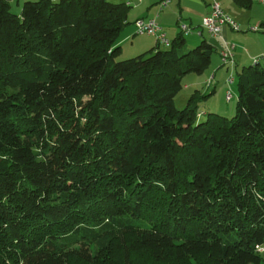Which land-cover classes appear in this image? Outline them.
Wrapping results in <instances>:
<instances>
[{
    "label": "trees",
    "instance_id": "16d2710c",
    "mask_svg": "<svg viewBox=\"0 0 264 264\" xmlns=\"http://www.w3.org/2000/svg\"><path fill=\"white\" fill-rule=\"evenodd\" d=\"M129 7L0 0V264H264L263 62L201 119L215 46L119 59Z\"/></svg>",
    "mask_w": 264,
    "mask_h": 264
},
{
    "label": "crops",
    "instance_id": "0c3cea01",
    "mask_svg": "<svg viewBox=\"0 0 264 264\" xmlns=\"http://www.w3.org/2000/svg\"><path fill=\"white\" fill-rule=\"evenodd\" d=\"M24 1L25 0H9L11 4L12 2L15 3L16 8L19 11ZM115 1L125 2L128 6H130L127 16V23L124 25L120 33L121 38L118 41V44L120 43V41L123 45L125 42H129V44L132 46V50H131L132 53L140 54L151 48L152 45L156 43V41L155 40L154 42L149 41L146 44L143 43L135 44L134 35H136L135 32L136 28L134 25V21L136 19L154 18L158 23V25L160 26L162 32L165 34L166 38L169 39V41H171L177 34L180 33V29H179L180 23L186 24L191 29V32L184 34L186 39L185 40L186 47L190 48L193 46V43H196L199 40L198 37L205 38L203 35L204 32L207 33V31L201 27V21L204 16L210 14L211 2L213 0H114L112 2ZM217 1L220 3L223 11L228 16H230L236 23L241 22L243 27L246 29H248L250 24L255 26V27L251 26L253 28L251 27L249 28L251 31L255 30L254 32L250 31L246 33L244 36H241L242 38L241 41L245 45V48L244 51L242 50L240 51V53L244 56V59H246L245 61H251L252 59H256L260 57V55L264 53V36L262 34L261 35L257 34L256 32H258V24L261 18L255 17V19L258 21L255 24H252L251 22L248 21L243 22L240 16V14H242V11H239V9H237L236 7L237 4L233 0L230 1L217 0ZM249 12L250 15H247L248 18L246 20H248L249 18L250 20H253L254 19L253 14L251 13L250 10ZM232 30L233 29L230 26L225 25L223 27L221 36H217V37L212 36L213 38H217L220 40V48H219L220 50L222 49L223 46L222 44L223 39H226L228 41L230 34H232L231 33ZM240 30L241 27L239 26L238 31ZM139 35H144V34H139ZM241 41H239V43H241ZM251 43H253L254 48L250 46ZM234 46L236 49L237 46L236 45ZM220 50H219V56H220ZM234 63L237 64L236 56L234 57ZM221 65H223L222 62ZM216 72L217 71L215 69L214 72L212 73L214 78ZM212 74H210L208 78H210ZM215 88L216 86H214L213 89Z\"/></svg>",
    "mask_w": 264,
    "mask_h": 264
},
{
    "label": "rangeland",
    "instance_id": "374dc122",
    "mask_svg": "<svg viewBox=\"0 0 264 264\" xmlns=\"http://www.w3.org/2000/svg\"><path fill=\"white\" fill-rule=\"evenodd\" d=\"M114 1V0H110ZM230 1V0H226ZM118 2V1H115ZM224 3V2H223ZM222 3V4H223ZM12 10L16 13L19 12V10L16 8V5L14 2H12ZM239 11H242V14H240L243 22H251L252 24L257 23L258 21L255 19V17L261 18V20H264V3L260 2L259 0H253L252 4L250 7H240L236 6ZM253 14V20H246L248 18L247 15H250V12ZM238 23V22H237ZM239 26L241 27V30H232L228 39V42L230 44L236 45L237 48L234 50V57L236 56V61L237 64H235L234 69L228 68L227 65H221V60L219 56V48H220V40L217 38H213L208 32H204V37L207 39L209 42L213 43L215 46V51L212 53L211 56V63L210 66L204 70L202 73L197 74V73H187L183 77V82L186 84V87H183L175 96L174 98V104L177 108H182L185 106L186 101L190 94L195 91V89H199L200 93L202 95L209 94L206 97H200V99L197 100V109L199 111V118L204 119L206 116L207 112L213 111L216 113H219L220 115L231 117L235 114V107H236V102H237V82L236 79L234 80L233 83L227 82V79H229L231 76L234 78L236 77V70H239L243 65H248L254 62V59L251 61H245L244 56L240 53V51H244L245 45L241 41V36H244L246 33L250 32L251 30L249 29L253 25H249L248 29L244 28L242 23H238ZM245 24V23H243ZM255 27V26H253ZM251 27V28H253ZM255 30H252L251 32H254ZM257 34H262L259 31V24H258V32ZM121 36L118 38V41L120 40ZM135 38V44L136 43H143L146 44L149 41L154 42V38L149 35H139L136 34L134 35ZM199 40L196 43H193V46H196L198 42L202 40V38L198 37ZM241 41V43H239ZM239 43V45H238ZM121 45V51L119 55V59L123 58H128L137 55L138 53H132V46L129 44V42H125L124 45L119 43ZM153 46V45H152ZM252 48H254L253 43L250 44ZM162 48H165V45H161ZM142 52V51H141ZM264 55L261 54L260 57ZM243 56V58H242ZM264 61V58L261 60V63ZM221 65V66H218ZM217 67V68H216ZM216 69L215 73V78L213 82L210 84V86L206 85V80L209 77L210 74L214 72ZM214 86L215 92L211 93L213 90ZM231 89L233 98L230 101H227L225 98V92L227 89ZM264 253V252H262Z\"/></svg>",
    "mask_w": 264,
    "mask_h": 264
},
{
    "label": "built area",
    "instance_id": "2783aa9c",
    "mask_svg": "<svg viewBox=\"0 0 264 264\" xmlns=\"http://www.w3.org/2000/svg\"><path fill=\"white\" fill-rule=\"evenodd\" d=\"M260 2L264 3V0H259ZM134 25L136 28V34H146L152 36L155 41L160 45L168 46L170 41L166 38L165 34L162 32L160 26L156 22L154 18H146V19H136L134 21ZM227 25L230 26L233 30H238L239 26L238 24L230 17L228 16L223 9L221 8L220 3L217 0H213L211 2V11L210 14L207 16H204L201 21V27L204 28L211 36L217 37L221 36L223 27ZM180 32L182 34H187L191 32L190 27H188L186 24L180 23L179 25ZM222 49L220 50V58L223 65H227L229 68L234 67V49L235 46L233 44H230L226 39H223L222 41ZM264 58V55L261 57H258L254 59V62L256 60H262ZM264 65V61H263ZM214 80L213 74L210 76V78L207 79V85L209 86ZM227 82L233 83L234 77L231 76L229 79H227ZM225 98L227 101H230L233 98V94L231 89H227L225 92ZM261 251H264V247L258 248Z\"/></svg>",
    "mask_w": 264,
    "mask_h": 264
}]
</instances>
